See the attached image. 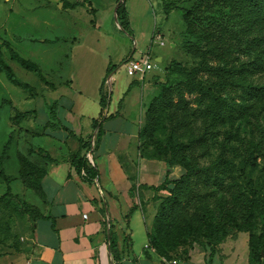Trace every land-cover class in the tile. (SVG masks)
<instances>
[{"label": "rangeland", "instance_id": "obj_1", "mask_svg": "<svg viewBox=\"0 0 264 264\" xmlns=\"http://www.w3.org/2000/svg\"><path fill=\"white\" fill-rule=\"evenodd\" d=\"M66 1L79 4V7L64 9L63 3L56 5L52 0H0V45L8 42L23 58L36 63L50 83L74 81L75 98L82 97L84 100L82 110L86 115L97 110V86L106 77L110 64L116 66V70L110 75L111 83L109 78L107 81L112 100L110 109L113 111L120 98H125L123 94L126 88L135 80L127 75L124 60L149 56L155 69L145 77L144 83L148 86L145 88L142 107L141 103L138 106L142 108L144 124L147 109L158 96L160 86L181 80L168 76L166 69L169 64L178 61L193 68L199 63L183 49V15L187 11H192L195 29L199 33L214 31L219 35V29H224L232 36L239 37L242 42L239 46L240 41L234 40L237 49L239 48L235 54L238 60L232 59L228 64L213 61V66H226L229 69L240 67L241 61H246L253 55L250 44L253 38L244 36V25L232 19L230 8L218 0H122L121 4L126 2L133 17L132 35L120 28L119 20L115 19V9L121 0ZM170 2L177 7L167 12L165 4ZM91 9L96 12L90 11ZM195 41L205 47L201 40ZM3 53L4 61L11 66L17 78L36 91V95L31 97L29 92L12 85L0 73V159L5 153L6 173L16 178L19 142L26 140L20 127L23 128L26 122L18 126L13 123L12 118L15 117L16 110H35L39 113L38 129L46 131L40 118L56 100L57 93L47 95L44 84L35 73L12 61L6 48ZM159 56L163 58L162 62L157 61ZM251 81L255 85L264 86V73H256ZM84 86H88V89ZM137 86L139 88L127 96L126 102L131 101L136 92L140 94L142 81ZM242 95L240 91L231 90L228 93V97L237 105L244 104ZM256 102V99L249 100L247 104L252 105V108L247 112L246 118H239L234 123L213 129L202 121H197L194 125L195 138L204 139L202 143H198L204 146L193 154L199 159L201 167H213L219 158H223L227 161L225 180L241 184L245 191L248 181H251L254 188L264 190V103ZM31 119L28 120L29 123ZM53 130L52 127L49 132ZM164 135L167 137L170 132L167 131ZM185 139L192 140L189 137ZM16 180L12 185L0 180V264H5L8 257L15 254L21 238L30 231L32 222L23 212L24 204L41 202L40 197L28 190L19 179ZM9 187L18 198H14L12 194L7 195ZM5 195L7 196L3 198ZM139 220L143 224V218ZM259 231L257 229L255 233L258 234ZM250 235V232L234 229L217 248L214 257L222 264H251ZM204 249L207 248L206 240L203 239L192 242L188 251L191 253L205 251ZM179 250L181 253L183 248Z\"/></svg>", "mask_w": 264, "mask_h": 264}, {"label": "trees", "instance_id": "obj_2", "mask_svg": "<svg viewBox=\"0 0 264 264\" xmlns=\"http://www.w3.org/2000/svg\"><path fill=\"white\" fill-rule=\"evenodd\" d=\"M218 1L230 8L232 19L244 25L242 31L244 36L253 38L250 41L253 55L248 60L241 61L240 67L229 69L226 66H213V61L228 64L232 59H239L235 56L239 48L237 49L234 40L240 41L239 46H241L240 38L232 36L224 29H219V35L214 31L199 33L195 29L192 11H187L183 15V49L199 63L193 68L178 61H172L169 64L166 69L168 76L178 77L181 80L174 84L160 86L158 96L151 101L147 109L139 134V151L142 158L164 161L169 169L181 167L184 170L180 178L174 181L167 179L163 185L150 188L157 192L165 190L169 194L167 197L155 199L159 203L148 233L149 247L158 256L171 261L178 256L189 257L188 250L192 242L204 239L207 248L204 250L209 252V257L212 259L217 248L235 229L251 234L250 263L264 264V190L254 188L251 181H248L246 191L241 184L228 183L224 177L227 161L223 158H219L213 167H201L199 159L193 155L199 147L204 146L198 145L204 141L203 137L195 138L194 125L197 121H202L211 129L218 128L234 123L239 118H246L247 112L252 108V105L247 104L249 100L256 99V103H264V86L255 85L251 81L256 73H264V0ZM78 6L79 4H70L71 8ZM176 7L177 5L173 2L165 4L167 12ZM64 8L67 7L64 6ZM117 16L120 27L132 35L126 2L120 4ZM196 39L201 40L205 47L197 44ZM2 44L0 45V73L4 74L12 85L35 96V89L20 81L11 66L4 61L3 49H7L12 61L27 71L35 73L42 82L47 83L40 67L23 58L8 42ZM127 60L128 58L124 62ZM115 70L116 66L110 64L100 88L101 117L93 124L96 134L88 140L79 137V149L69 159L70 165L90 183L97 180L99 171L89 160L88 153L93 147L96 151L104 122L116 117V115L105 117L111 104L107 81ZM231 90L240 91L243 94L244 104L237 105L228 97ZM34 113L35 111L16 110L12 121L15 125H19ZM48 115L49 123L46 128L62 129L75 136L62 124L59 118L58 102L48 106ZM167 131L170 135L165 137L164 134ZM44 157L52 160L49 155ZM5 160L4 153L0 159V180L12 185L16 178L6 173ZM17 161V179L28 190L44 200L42 182L47 174L46 170L21 153H18ZM136 193L137 189L133 187L130 195L135 197ZM10 194L12 192L9 187L7 195ZM13 196L18 198L16 195ZM136 208L137 206H134L131 209L128 218ZM23 212L29 216L33 224L50 218L45 217L38 207L30 203L24 204ZM257 229L260 230L258 234L255 233ZM109 244L115 261H120L121 255L117 251V242L112 232ZM180 248H183L181 253Z\"/></svg>", "mask_w": 264, "mask_h": 264}, {"label": "crops", "instance_id": "obj_3", "mask_svg": "<svg viewBox=\"0 0 264 264\" xmlns=\"http://www.w3.org/2000/svg\"><path fill=\"white\" fill-rule=\"evenodd\" d=\"M52 1L56 5L63 3L62 7L67 9L73 5L66 0ZM90 11L96 12L95 9ZM128 11L132 24L133 17ZM158 59L163 61L160 56ZM140 81L135 79L130 83L124 91L125 98L122 96L114 110L109 107L105 113V117H116L104 122L100 142L93 152V163L99 171L93 183L78 174L69 159L79 149V137L88 140L95 135L93 124L101 117L103 80L97 86V110L91 115L83 112L85 102L82 97L75 98L74 81H41L47 95L57 93L53 103L59 104V118L75 136L57 128L50 133L51 127L46 128L48 111L40 118L46 131L38 129L39 113L35 110L33 116L23 121L26 123L20 129L26 140L19 142L18 153L47 172L42 182L45 199L40 198L41 202L33 205L50 218L30 225V231L21 238L15 254L8 257L5 264H222L216 257L210 259L206 251H193L187 258L178 256L168 261L149 247L148 233L159 203L155 199L169 194L165 190L157 192L150 188L163 185L167 179L180 178L184 170L180 167L169 169L164 161L149 160L140 155L143 112L138 106L141 103L142 107L145 98L148 86L145 80L140 94L136 92L129 103L125 101L139 88ZM84 87L88 89V86ZM133 187L137 189L135 197L130 195ZM134 206L137 208L128 218ZM139 218H143V224ZM111 232L117 242L120 261H115L111 252Z\"/></svg>", "mask_w": 264, "mask_h": 264}, {"label": "built area", "instance_id": "obj_4", "mask_svg": "<svg viewBox=\"0 0 264 264\" xmlns=\"http://www.w3.org/2000/svg\"><path fill=\"white\" fill-rule=\"evenodd\" d=\"M125 65H126L127 75L135 79L138 78L141 81L145 80L146 75L155 69V66L151 62L149 56H144L139 59H134L133 57H129ZM93 152H94V147L88 153V158L92 163H93Z\"/></svg>", "mask_w": 264, "mask_h": 264}, {"label": "water", "instance_id": "obj_5", "mask_svg": "<svg viewBox=\"0 0 264 264\" xmlns=\"http://www.w3.org/2000/svg\"><path fill=\"white\" fill-rule=\"evenodd\" d=\"M121 2H122V0L118 3V5H117V7H116V9H115V16H116L115 19H116V20H118L117 11H118V8H119ZM158 61L161 62V59H158ZM111 78H112V76L109 77V82H110V83H111ZM96 132H97V131H95V134H96ZM94 138H95V137H94ZM94 138H93V142H94Z\"/></svg>", "mask_w": 264, "mask_h": 264}]
</instances>
